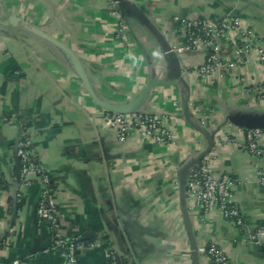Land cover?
<instances>
[{"label": "crops", "instance_id": "obj_1", "mask_svg": "<svg viewBox=\"0 0 264 264\" xmlns=\"http://www.w3.org/2000/svg\"><path fill=\"white\" fill-rule=\"evenodd\" d=\"M123 1L0 0V263H63L38 219L41 177L20 178L16 147L28 137L34 161L56 183L63 236L99 238L121 264H211V245L232 264H264V239H252L264 224L257 182L264 157L257 162L245 151L246 129L232 121L264 114L256 91L264 87V63L254 54L232 71L201 76L209 49L182 50L184 19L218 23L230 15L264 50V0ZM117 14L128 26L125 41L116 37ZM12 16L17 25L5 24ZM30 26L76 54L102 100L162 117L174 143L138 134L119 142L70 56ZM218 42L221 61L242 55L233 34ZM153 80L165 83L137 102ZM209 155L218 176L235 180L243 227L184 195L186 165ZM78 264H104L102 249L81 251Z\"/></svg>", "mask_w": 264, "mask_h": 264}, {"label": "built area", "instance_id": "obj_2", "mask_svg": "<svg viewBox=\"0 0 264 264\" xmlns=\"http://www.w3.org/2000/svg\"><path fill=\"white\" fill-rule=\"evenodd\" d=\"M118 22L116 37L125 41L128 37V26L124 17L117 14ZM183 38L184 50L187 53L194 52L199 47L209 49L208 55L198 73L201 76L213 75L234 70L237 66L245 64L255 54L256 60L264 63V50L258 48L255 43L254 31L247 27L237 17L228 16L218 23L209 20L184 19ZM34 29V26H30ZM231 33L234 36V44L240 46L241 56L237 59L221 61L219 51L221 48L219 38ZM257 93L264 99V87L256 89ZM104 123L115 132L119 142H126L134 134L140 135L155 144L171 145L174 136L164 125L160 116L151 115L148 112L132 114H121L108 112ZM203 126L211 125L212 121L201 122ZM264 130H245V151L253 156L257 162L264 157L262 139ZM16 155L20 163V178L23 182L30 184V177L37 175L43 182V190L39 203L38 219L40 224L47 223L53 234L51 248L60 254L62 264H78L79 253L85 249L101 248L104 264H121L118 254L112 247L105 246L97 238L91 242H82L81 236L66 237L61 234L62 224L60 221L58 201L55 191L50 186V176L45 173L34 161V152L30 138L22 139L16 147ZM257 182L264 192V170H257ZM235 180L224 174L218 176L212 168V156H207L190 169L186 183V195L206 212L219 209L224 217L237 227L244 226V218L239 208L233 202V190ZM264 239V224L259 228L253 240ZM208 259L211 264H232L229 258L220 251L216 245H211L208 250ZM2 264V263H0ZM189 264H192L191 261Z\"/></svg>", "mask_w": 264, "mask_h": 264}, {"label": "water", "instance_id": "obj_3", "mask_svg": "<svg viewBox=\"0 0 264 264\" xmlns=\"http://www.w3.org/2000/svg\"><path fill=\"white\" fill-rule=\"evenodd\" d=\"M118 2H120V4H124L123 0H116ZM13 24V25H17L18 23V18L15 16H12L9 21L5 22V24ZM30 29L37 34L38 36H40L41 38H43L44 40L56 45L57 47L61 48L64 52H66L71 60L72 63L75 67V70L78 74V76L80 77V79L82 80L87 92L89 93V95L91 96V98L102 108H104L106 111L111 112V113H121V114H132L135 113L136 111L134 110V107L136 105H130V106H121V105H116V104H112L109 102H106L104 100H102L96 93V91L94 90L90 79L83 67V65L81 64L80 60L78 59V57L76 56V54L74 52H72L69 48H67L62 42L58 41L56 38L52 37L51 35H49L48 33L34 27V29H32L30 27ZM167 49L169 50L170 48L167 46ZM165 83V81H157V80H153L151 81L146 88L143 90V92L140 94L139 98L137 99V102H139L141 99H143L145 96H147L152 89L159 85V84H163ZM232 121L234 122L235 125L244 128V129H262L264 130V114H236L234 115V118H232ZM203 157L206 156H200L199 158H197L196 160H192L190 161L184 170V174H185V179L182 185L183 191H184V195L185 197L186 195V183H187V178L188 175L190 173V169L192 167H194L198 162H200ZM194 259L196 262L197 256L194 255ZM198 263V262H196Z\"/></svg>", "mask_w": 264, "mask_h": 264}, {"label": "trees", "instance_id": "obj_4", "mask_svg": "<svg viewBox=\"0 0 264 264\" xmlns=\"http://www.w3.org/2000/svg\"><path fill=\"white\" fill-rule=\"evenodd\" d=\"M50 186L55 191V189H56V183H55V181L51 177H50ZM80 239L82 240V242H86V243L89 242V241L83 239V237H80Z\"/></svg>", "mask_w": 264, "mask_h": 264}]
</instances>
